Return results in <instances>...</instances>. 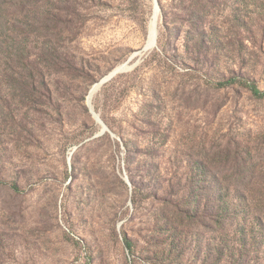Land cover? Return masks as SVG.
<instances>
[{
  "label": "rangeland",
  "instance_id": "rangeland-1",
  "mask_svg": "<svg viewBox=\"0 0 264 264\" xmlns=\"http://www.w3.org/2000/svg\"><path fill=\"white\" fill-rule=\"evenodd\" d=\"M158 3L155 50L92 101L118 140L91 141L87 99L144 50L153 0H77L64 66L34 59L24 91L0 80V264H221L224 243L243 249L239 222L207 207L264 192V98L244 86L264 91V0ZM244 169L256 180L236 185ZM246 250L264 264V245Z\"/></svg>",
  "mask_w": 264,
  "mask_h": 264
},
{
  "label": "trees",
  "instance_id": "trees-1",
  "mask_svg": "<svg viewBox=\"0 0 264 264\" xmlns=\"http://www.w3.org/2000/svg\"><path fill=\"white\" fill-rule=\"evenodd\" d=\"M76 2L77 0L71 2L69 0H0V80L10 79L8 86L13 91H24L33 86L30 79L37 72L31 70L30 63L34 59H40L43 56L52 57L54 68H57L58 64L60 67L64 66V58L67 56L61 53L59 48L63 38L75 35V28L72 26L80 17ZM34 39L42 42V47L35 54L31 50ZM57 51L58 55L60 54L58 58ZM234 82L235 80L228 84H234ZM244 86L253 96L264 98V91H261L254 83L246 82ZM247 172L250 171L244 169L243 172L235 173L236 185L242 181L245 182L246 179L243 178L244 175L247 176ZM253 176L254 174L251 177L247 176V181ZM255 180L256 176L251 183ZM211 183L215 185L217 180ZM249 184L246 183L240 188L241 205L227 207L228 204L225 203L218 212L214 211L215 207H211L214 203L209 201L211 206L207 207V216H212L213 222L223 227H226L228 220L238 221L240 231L237 235L243 237L242 250H230L226 243L220 246L216 256L221 264H224L225 259H229L230 264H248L250 261L246 248L249 238L255 247L264 245V192L256 188L250 192V196L244 192L241 194V191ZM209 192L207 188L206 193L209 194ZM249 231V235L245 236V233Z\"/></svg>",
  "mask_w": 264,
  "mask_h": 264
},
{
  "label": "water",
  "instance_id": "water-1",
  "mask_svg": "<svg viewBox=\"0 0 264 264\" xmlns=\"http://www.w3.org/2000/svg\"><path fill=\"white\" fill-rule=\"evenodd\" d=\"M153 1H154V17L153 18L158 20L159 19V15H160L159 3H158V0H153ZM157 42H158V31H156L154 40H153V42H152V44L150 46L147 44L146 47L144 48V50L141 53H139L136 56L132 57L126 64H124V65L120 66L119 68H117L114 72H112L109 76H107L105 79H103L99 84H97L90 91V94H89L88 99H87V105H88V108L90 110V113H91L92 117L96 121L97 125L100 127V133L98 135H96L91 141L99 139V138H102V137H104L107 134H109L112 137V139L118 140L116 138V136H114L112 134V132L107 128V126L103 123V121L100 119V117L95 113V111L93 109V106H92V101H93L95 95L101 89H103L106 85H108L113 80H115L118 76L132 71L137 66L138 63L136 65L132 66V67L130 66V64L136 58L141 57V56L146 55V54H149L153 50H155V48L157 47ZM91 141H89V142H91ZM76 150H78V149H75V151ZM125 180H126V182H128L127 178H125ZM128 184H129V182H128Z\"/></svg>",
  "mask_w": 264,
  "mask_h": 264
},
{
  "label": "bare ground",
  "instance_id": "bare-ground-1",
  "mask_svg": "<svg viewBox=\"0 0 264 264\" xmlns=\"http://www.w3.org/2000/svg\"><path fill=\"white\" fill-rule=\"evenodd\" d=\"M154 17V13L150 22V29H149V38H148V42L147 44L150 46L154 40L155 37V33L156 31H158V23H159V19L156 20Z\"/></svg>",
  "mask_w": 264,
  "mask_h": 264
}]
</instances>
